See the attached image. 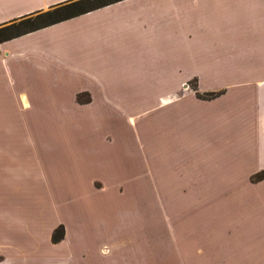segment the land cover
<instances>
[{
    "label": "crops",
    "instance_id": "0c3cea01",
    "mask_svg": "<svg viewBox=\"0 0 264 264\" xmlns=\"http://www.w3.org/2000/svg\"><path fill=\"white\" fill-rule=\"evenodd\" d=\"M69 1L0 0V26ZM190 80L219 95L175 97ZM191 131L196 193L154 191L180 177ZM261 172L264 0H122L0 43V224L29 196L52 209L38 224L65 229L38 264H264ZM96 180L110 192L90 201ZM136 182L121 206L117 187ZM22 237L17 255L40 248Z\"/></svg>",
    "mask_w": 264,
    "mask_h": 264
},
{
    "label": "rangeland",
    "instance_id": "374dc122",
    "mask_svg": "<svg viewBox=\"0 0 264 264\" xmlns=\"http://www.w3.org/2000/svg\"><path fill=\"white\" fill-rule=\"evenodd\" d=\"M75 1V0H72ZM71 2V1H69ZM68 3V2H66ZM65 4V3H63ZM62 5V4H59ZM57 5V6H59ZM55 6V7H57ZM54 8V7H52ZM52 8H50L49 10H51ZM46 12V11H45ZM42 13V12H41ZM10 24V23H8ZM5 24V25H8ZM192 93H196V83L195 80H190L188 82H186V84L180 88V90L178 91V93H176L175 97H181L182 94H185V99L188 97V94ZM197 94H199V96H204L205 94H200L197 92ZM210 94H214V93H210ZM79 98V102L80 104L86 103L89 101V96L86 94H81L78 95ZM205 98V97H204ZM186 115L187 114H191L192 110L187 111L186 110ZM143 132H141V130H139L138 132V137L139 139L143 140L144 135L142 137ZM196 133H194L193 131H191V135L189 137L190 140H185V144H184V149L180 152L182 154V160H181V164L178 168L175 167H170L168 170V175L171 177L172 175H178L180 176L176 181L172 180V181H167L165 183L160 184L159 182H155L153 184H151L152 189L155 190H166V191H179V192H192L190 194H195L196 193ZM158 135V134H157ZM160 135V134H159ZM141 137V138H140ZM158 137V141L157 143H160L162 145V143H165L164 145L167 146L168 145V140H167V135L164 136H157ZM161 137V138H160ZM161 140H164L163 142ZM95 170V169H94ZM99 170V168L97 169ZM263 173V172H261ZM259 174V173H258ZM252 180V177H251ZM94 188L101 190V193H97L95 196H91L90 197V201H96L98 200V198H101V196L109 194L110 190L108 188L107 185L100 183L99 181H95L94 183ZM145 183L143 182H136L134 184H129V183H122L119 184V187H117V190L120 191V194H122L120 196V201H121V206L124 205V202L129 203L130 199L129 198H125L122 196H125V191L129 190L131 188V190H141L144 191L145 188ZM150 185V184H148ZM134 187V188H133ZM26 190V194L30 193L31 188L28 187V185H24L23 187ZM151 187L148 186V189H150ZM35 198V197H34ZM177 199V198H176ZM168 199V201L172 202V201H179L180 205H184V206H196V198H182V199ZM108 202V198L105 199ZM132 201V200H131ZM145 200L144 199H138L137 203L139 204H143ZM155 201H159V200H155ZM1 203V200H0ZM182 203V204H181ZM194 203V204H193ZM8 211H9V226L5 227L3 225L0 224V227L2 226L3 228H0V233L4 234V231H6V228L8 229V246H9V255L7 258L1 257V262L0 264H38L36 263V261L34 262V258L36 257L37 254H43L45 253L44 250V246H41L42 243H44L45 238L47 237L48 234H52L53 230L55 228H57V226H61L64 229V225L61 223V221H59L58 218L54 217V220L52 217L51 220H53L52 222H43L42 224H38V217H37V213H40V211H47L52 213V209L49 208L47 205L42 204V201L40 202V200L38 199H33L31 197H27L24 196L23 198H18L17 199H10L8 201ZM6 206L1 207L0 206V210H5ZM20 208H23L20 209ZM20 212H18V211ZM24 216V220H18L19 216ZM24 213V214H22ZM50 213V214H51ZM95 216H90L87 215L85 216L86 221H93V218ZM22 218V217H21ZM23 223V224H22ZM49 228H53L51 230V232L49 231ZM2 231V232H1ZM65 232V229H64ZM31 235H34L37 243L40 244V248H36L35 250H30L27 253H25L24 256H21L20 254L17 255V244L19 241L16 240V238L19 239V237L22 238H26V237H31ZM64 237V235H63ZM44 250V251H43Z\"/></svg>",
    "mask_w": 264,
    "mask_h": 264
},
{
    "label": "trees",
    "instance_id": "16d2710c",
    "mask_svg": "<svg viewBox=\"0 0 264 264\" xmlns=\"http://www.w3.org/2000/svg\"><path fill=\"white\" fill-rule=\"evenodd\" d=\"M122 0H75L57 7L52 8L46 12L37 13L34 16L25 17L19 21L10 22L8 25L0 26V43L19 37L21 35L36 31L38 29L68 20L70 18L94 11L96 9L117 3ZM195 97L199 99H212L219 94H205L199 96L194 93ZM205 97V98H204ZM79 102V98H76ZM264 178V173L256 174L252 177V182L260 181ZM64 235L62 226L55 228L51 234L50 241L55 244L58 243Z\"/></svg>",
    "mask_w": 264,
    "mask_h": 264
}]
</instances>
